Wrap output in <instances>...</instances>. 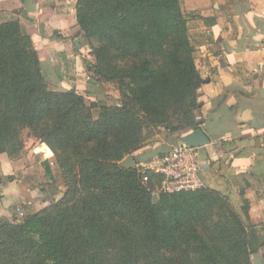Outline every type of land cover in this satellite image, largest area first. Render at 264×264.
Returning a JSON list of instances; mask_svg holds the SVG:
<instances>
[{"label":"trees","instance_id":"1","mask_svg":"<svg viewBox=\"0 0 264 264\" xmlns=\"http://www.w3.org/2000/svg\"><path fill=\"white\" fill-rule=\"evenodd\" d=\"M75 19L86 40L99 41L98 65L129 62L118 77L131 94L102 103L91 120L96 104L49 90L29 35L17 20L0 23V152L20 148L19 127L29 128L68 174L65 198H74L19 222L0 216V264H159L156 250L182 257L176 264H252L261 237L248 235L226 195L200 186L161 192L153 204L150 182L117 163L144 128L201 127L202 79L180 0H77Z\"/></svg>","mask_w":264,"mask_h":264},{"label":"crops","instance_id":"2","mask_svg":"<svg viewBox=\"0 0 264 264\" xmlns=\"http://www.w3.org/2000/svg\"><path fill=\"white\" fill-rule=\"evenodd\" d=\"M42 2L21 3L36 28H42L32 34L47 53L46 61L56 55L64 61L66 43L79 28L75 16ZM180 3L202 79L197 115L209 136L208 143L195 149L199 183H209L229 201L232 197L243 221L263 229L262 244L254 254L264 264V0ZM40 61L42 66L43 58ZM37 194L18 172L15 179L0 184V214L17 202L36 206Z\"/></svg>","mask_w":264,"mask_h":264},{"label":"rangeland","instance_id":"3","mask_svg":"<svg viewBox=\"0 0 264 264\" xmlns=\"http://www.w3.org/2000/svg\"><path fill=\"white\" fill-rule=\"evenodd\" d=\"M60 1L61 0H43L42 4L47 6L52 5L55 9L59 8L58 12L61 14L65 11H71L75 16L77 0ZM21 2L19 0H0V23L12 19L17 20L22 31L29 35L32 46L37 51L39 60L40 58L44 60L41 68L49 90L59 92L74 90L82 94L85 105H89L91 102L95 103L96 106L90 108V113L92 115L91 120L97 118L99 111L98 106L102 103L108 105L118 104L120 100L124 98V92L126 96L131 94L129 88H126L125 84L122 82L127 81V79L124 78L121 80V78L118 77L126 72L129 67V62L126 59L113 58L105 61L101 66L98 65L94 56V47L99 46V41L95 38L86 40L80 33L79 28H76L77 30L73 34V39L66 43L67 53L63 51L64 59L67 62H65V60L62 61L61 59L63 57H59L60 55L54 56L53 60L50 62L46 61L47 58L45 55H47V53L42 50L43 48L40 43H37L36 37L33 36V32L38 29L42 30V28H36L33 17L27 16L29 9ZM77 27H79L78 24ZM49 33L53 34L55 32L49 30ZM58 36H56V38ZM72 43H75L74 45H76V48H74ZM37 46L40 47V50L37 49ZM79 49L80 51L78 52ZM97 67L100 68L99 73H97ZM175 119L176 117L170 120V125H177V123H179V121ZM19 128L21 147L16 151L7 148L5 151L0 152V166L4 165L0 167V184L15 179L17 173L21 172L24 177L25 186L31 192L38 193L36 201H38L39 204L36 206L32 203L22 204L17 202L12 204L5 213L0 214V216L12 222H19L26 215L40 211L61 200L68 199L71 200V202L74 201L73 196L72 198H65L66 192L69 191L70 182L68 174L60 167L54 153L47 148L45 142L34 136L29 128L21 126ZM187 133H189L187 129L170 131L164 124L144 128L143 140L140 144L134 148L130 154L125 155L117 162L123 167L121 161L129 156L134 161V165L130 168L135 170L140 179L141 171L146 172L148 177L147 181L150 182L151 195L152 197L153 194L157 196L156 202H152L153 204L158 202L161 192H172L168 191L167 187H173L174 184H170V179H166L164 175L155 172L151 168H148V166L152 165V158L155 155L167 152L173 146L180 144L182 142V137ZM52 185L57 187V192L54 195H51ZM200 186L215 189L213 186L209 185V183H203L202 181L200 185L195 188ZM84 194L86 193H83V195ZM94 194L97 195L98 192L95 191ZM97 201L98 200H96V202ZM229 203L233 212L239 213L240 210L232 205V197H230ZM210 218V222H214L218 219V213L215 208ZM111 222L112 221H110V223ZM243 224L250 237L253 231H255L256 234H254L259 237L263 233L262 228L256 227L248 221H244ZM119 245L120 244L117 242L113 250L115 251L118 249ZM154 253L155 259L159 264H176L178 263V259L179 262L182 260V257L175 253L162 252L161 250H156ZM140 264L147 263L141 260Z\"/></svg>","mask_w":264,"mask_h":264},{"label":"built area","instance_id":"4","mask_svg":"<svg viewBox=\"0 0 264 264\" xmlns=\"http://www.w3.org/2000/svg\"><path fill=\"white\" fill-rule=\"evenodd\" d=\"M195 149L196 147H190L181 142L169 151L155 155L152 158V165H149L148 168L164 175L166 179H170V184H174V186L167 187L168 191L193 189L200 185L199 165ZM147 178L146 172L141 171L143 183L147 182Z\"/></svg>","mask_w":264,"mask_h":264},{"label":"water","instance_id":"5","mask_svg":"<svg viewBox=\"0 0 264 264\" xmlns=\"http://www.w3.org/2000/svg\"><path fill=\"white\" fill-rule=\"evenodd\" d=\"M181 140L190 147H199L209 142V136L201 127H197L195 130L184 135ZM121 165L125 168H130L134 165V161L131 157L127 156L121 161ZM156 198L157 196L153 194V203L156 202ZM251 261L252 264H261L257 254H253Z\"/></svg>","mask_w":264,"mask_h":264}]
</instances>
